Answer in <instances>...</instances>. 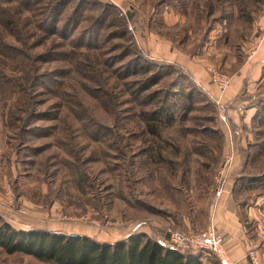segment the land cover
<instances>
[{"label": "rangeland", "instance_id": "obj_1", "mask_svg": "<svg viewBox=\"0 0 264 264\" xmlns=\"http://www.w3.org/2000/svg\"><path fill=\"white\" fill-rule=\"evenodd\" d=\"M61 1L31 0L40 13L52 6L65 39L30 29L22 4L0 0V224L107 243L206 230L214 211L204 208L237 175L222 170L227 157L239 167L246 151V173L264 175V0ZM210 69L230 78L219 104ZM31 72L39 80L19 90L15 79ZM167 106L172 124L147 134L138 111ZM231 188L245 258L264 264V179ZM201 262L217 264L207 252ZM0 264L54 263L0 247Z\"/></svg>", "mask_w": 264, "mask_h": 264}, {"label": "trees", "instance_id": "obj_2", "mask_svg": "<svg viewBox=\"0 0 264 264\" xmlns=\"http://www.w3.org/2000/svg\"><path fill=\"white\" fill-rule=\"evenodd\" d=\"M17 2L22 4L33 16L32 21L26 18L27 25L31 24L30 29H34V27L40 28L44 31L45 35H56L65 39L63 34L60 33L61 25L64 23L59 18V15L56 16L53 13H49L52 6L46 7V13H40L38 8L32 6L31 0H17ZM64 3H66V0H62L59 4L62 5ZM1 11L2 8L0 6V14ZM7 23L15 25L10 17L7 18ZM22 24L24 23L21 22ZM86 37L87 35L85 34ZM51 50H55L54 47H51ZM8 52L13 51L8 50ZM30 66L33 69L36 68L32 64ZM15 80L20 84L19 90L23 87L27 91H30L39 80V75H34L32 72L22 73ZM153 82V80H149L143 86H140L136 91L137 96H140L142 92L147 90ZM194 82L195 89L201 95L199 96L201 99H204L201 88L196 84L195 79ZM188 99H193L191 91H187V98L185 100ZM34 102L35 100L31 103V106ZM32 111V108H30L29 113L33 114L34 112ZM138 112L141 121L144 122L145 131L153 137L159 138L161 134L160 129L172 124L173 116L171 115L172 108L170 106L161 107V109L150 112L141 110ZM261 155L257 154L259 157ZM243 157L244 161L240 162L241 166L237 167L235 163L232 169L237 172L232 185V191L235 194L239 190V193L244 192L247 183L252 184L255 181L264 179L263 174V176L260 175L255 178V176L246 173V170L250 168L246 151H242L241 159ZM261 157L263 158V156ZM241 202L243 203L244 199ZM165 240H156L142 233H134L113 243H107L99 242L89 236L76 233H62L46 229H15L7 223L0 224V247L6 253H23L54 264H203L201 262V255L204 256L206 254L202 252L197 253L192 250L183 251L176 249L171 247Z\"/></svg>", "mask_w": 264, "mask_h": 264}, {"label": "built area", "instance_id": "obj_3", "mask_svg": "<svg viewBox=\"0 0 264 264\" xmlns=\"http://www.w3.org/2000/svg\"><path fill=\"white\" fill-rule=\"evenodd\" d=\"M211 80L215 85L217 91L215 96H211L212 100L219 104L222 99V92L225 87L230 83V78L217 70L210 69ZM197 85L202 88L200 83ZM216 98V99H215ZM232 157H227L222 170L230 169ZM228 169V170H229ZM222 174V172L220 173ZM220 187L217 194L221 192ZM168 239L167 243L176 249L183 251L192 250L194 252H202L204 254L211 253L215 256L217 264H233L225 246V237L217 232L212 224L204 231L182 230L177 228H169L167 230ZM249 258L252 264H259L258 257L255 252H249Z\"/></svg>", "mask_w": 264, "mask_h": 264}, {"label": "crops", "instance_id": "obj_4", "mask_svg": "<svg viewBox=\"0 0 264 264\" xmlns=\"http://www.w3.org/2000/svg\"><path fill=\"white\" fill-rule=\"evenodd\" d=\"M237 157L238 156H236L235 153L234 163H233L234 165L235 163L237 164L236 161ZM234 165L230 167V170L232 169V167H234ZM231 172H233V170ZM230 175L231 173H229V175L226 177L225 185H223V187L224 186L225 187L222 188L220 196L216 201L217 203L214 206L212 203L209 204L207 203L206 207L204 206L206 210L204 208L203 212L208 213L209 211H211V213H213L214 211V215H213L214 219L212 225L219 233L223 234L226 237L225 246L232 263L248 264L245 258V252L250 245V239L248 238L246 233L242 230L241 222L238 218L236 207L230 194V188H231L229 186L230 185L229 182L231 181ZM197 193L199 194V192ZM202 204H203L202 198L198 199V201L194 203L195 206H201ZM207 219L208 217L206 218L205 223L207 222ZM182 220L184 222L183 224L184 226L187 227L192 226L196 228L199 227V224L195 225V223L192 220L190 221L189 217L186 215L182 217Z\"/></svg>", "mask_w": 264, "mask_h": 264}]
</instances>
